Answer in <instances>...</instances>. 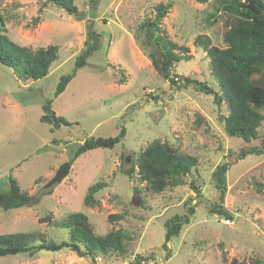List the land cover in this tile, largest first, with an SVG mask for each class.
Returning <instances> with one entry per match:
<instances>
[{
  "label": "rangeland",
  "instance_id": "obj_1",
  "mask_svg": "<svg viewBox=\"0 0 264 264\" xmlns=\"http://www.w3.org/2000/svg\"><path fill=\"white\" fill-rule=\"evenodd\" d=\"M159 2L171 6L163 28L192 55L175 63L169 79L154 68L149 57L154 48L145 49L140 28L147 17H155ZM77 5L85 10L84 20L47 0H0V14L14 41L33 48L60 47L49 74L39 79L20 78L0 61V188L12 174L24 191L38 196L32 205L0 208V234L37 231L48 240L61 241L70 232L63 220L83 212L97 234L121 227L135 236L128 256L100 255L96 264H129L136 253L152 252L148 264L264 261V153L238 157L242 148H264V121L259 136L250 142L229 136L220 118L228 114L226 103L218 106L214 95L194 82L184 85V77L190 76L220 92L209 58L195 39L208 35L213 44L225 47L224 33L235 13L218 0H79ZM90 28L102 34L100 49L56 96L62 75L74 70ZM175 76L180 77L176 84ZM49 101L56 116L69 125L56 127L51 118L43 119ZM123 127L126 135L115 147L92 149L72 161L78 143L87 137L115 136ZM156 138L199 160L184 185L160 193L139 181L137 174L130 179L123 172ZM225 160L230 168L220 201L212 173ZM66 163L71 165L67 175L45 192L43 186ZM98 181L108 184L97 193L100 204L87 205L88 189ZM215 204H222L232 217L211 212ZM190 206L195 211L192 221L172 238L167 253L162 247L165 222ZM111 214L123 218H110ZM0 264L92 263L63 248L0 257Z\"/></svg>",
  "mask_w": 264,
  "mask_h": 264
},
{
  "label": "trees",
  "instance_id": "obj_2",
  "mask_svg": "<svg viewBox=\"0 0 264 264\" xmlns=\"http://www.w3.org/2000/svg\"><path fill=\"white\" fill-rule=\"evenodd\" d=\"M47 1L63 8L80 20L85 19V10L77 5L79 0ZM218 1L221 7L235 13L232 25L224 33L226 46L219 47L213 44L211 37L204 34L196 37L195 44L206 52L220 92L190 76L184 77V85L194 82L202 91L213 94L218 106L226 103L228 114L220 116L226 133L250 142L259 136V129L264 121L262 111L264 109V0ZM170 7L169 4L159 2L155 6V17H147L140 24L145 37V49L154 48L149 52V57L158 74L165 79L170 78L176 62L182 59L189 60L192 57L188 54V47L174 43L162 26V20L169 13ZM216 10L219 11L220 7H216ZM4 22L0 14V61L12 67L23 79H39L48 75L52 64L59 58V45L49 44L37 48L21 45L8 35ZM101 39L102 34L94 28L88 30L86 46L76 57L74 70L62 75L55 91L56 96L65 90L67 84L77 74V69L87 65L89 57L100 49ZM172 82L176 84L177 80L172 78ZM44 109L49 112L44 115V120L51 118L56 127H60L61 123L69 125V121L56 116L52 110L51 101L45 105ZM125 135L126 128L123 127L115 136L87 137L73 148L72 161L92 149L113 148ZM231 153L232 151L229 155ZM253 153L262 154L264 148L255 146L242 148L238 157L243 159ZM198 162L196 156L179 152L167 141L156 138L145 147L128 168H123V172L130 179H134L137 174L139 181L147 183L152 191L160 193L167 188L184 185L185 178L191 174ZM229 168L230 162L225 160L217 165L212 173L215 187L221 192L220 201L224 200L227 190ZM107 185L105 181H98L91 185L86 194L85 203L90 206L100 204L97 193ZM197 189L200 193L199 188ZM135 190L141 193L137 186ZM37 200V194L24 191L12 174L9 176L7 186L0 188V208L3 210L32 205ZM210 211L232 217L222 204H215ZM194 212V207L190 206L188 212L175 214L166 220L165 241L162 247L167 253L170 252L172 238L181 234L184 225L192 221ZM47 218L50 216L48 215ZM110 218L122 219L123 214H111ZM63 222L70 232L69 237L61 241L48 240L44 234L37 231L0 234V257L24 252L34 254L42 249L59 251L69 248L79 256L89 258L92 264H96L100 255L116 253L126 257L131 253V243L135 236L129 230L120 227L105 234H97L88 215L83 212H73ZM152 254L153 252L149 255L136 253L129 260V264H148ZM235 263L236 260H233L232 264ZM249 264H264V261L258 258Z\"/></svg>",
  "mask_w": 264,
  "mask_h": 264
},
{
  "label": "water",
  "instance_id": "obj_3",
  "mask_svg": "<svg viewBox=\"0 0 264 264\" xmlns=\"http://www.w3.org/2000/svg\"><path fill=\"white\" fill-rule=\"evenodd\" d=\"M70 166L71 165L69 163L63 164L57 174L43 186L44 191L49 192L51 188L58 183V181L62 180L63 177L67 175ZM133 201H135V198L133 199Z\"/></svg>",
  "mask_w": 264,
  "mask_h": 264
},
{
  "label": "built area",
  "instance_id": "obj_4",
  "mask_svg": "<svg viewBox=\"0 0 264 264\" xmlns=\"http://www.w3.org/2000/svg\"><path fill=\"white\" fill-rule=\"evenodd\" d=\"M174 78H175L177 81L180 80V77H179V76H175Z\"/></svg>",
  "mask_w": 264,
  "mask_h": 264
}]
</instances>
